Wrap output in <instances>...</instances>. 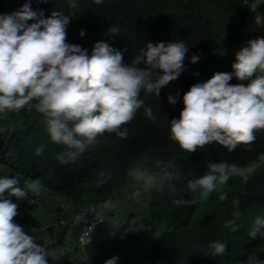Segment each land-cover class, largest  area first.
I'll list each match as a JSON object with an SVG mask.
<instances>
[{
  "label": "trees",
  "instance_id": "16d2710c",
  "mask_svg": "<svg viewBox=\"0 0 264 264\" xmlns=\"http://www.w3.org/2000/svg\"><path fill=\"white\" fill-rule=\"evenodd\" d=\"M251 1L103 0L96 4L93 0H77L78 6L73 9L69 0H30V7L39 18H48L52 11L71 16L66 28L67 42L87 49L88 54L96 42L106 41L122 52L127 64L149 42L182 41L188 46L185 68L175 81L161 88L158 97L141 92L140 98L152 109L156 120L148 119L144 108L139 109L134 119L125 125L129 133L127 139L105 133L98 137L100 143L86 150L75 162H59L57 156L65 150L64 146L50 140L44 117L34 109L25 108L0 117V127L5 126L0 131V163L9 170V177H20V187L25 181L39 179L42 187L87 210L110 201L124 190L131 165L143 152H147V172L156 170L157 161H164L180 173V178L173 182L176 193L169 187L147 192L145 210L139 218L146 232L132 258L119 254L116 248L118 243L127 240L130 228L138 224V220L131 224L134 213L127 212V222L121 225L116 241L111 242L114 252L91 258L93 264L113 256L126 264H251L250 257L264 260V235H261L264 226L254 238L248 236L256 218L264 219V168L247 184L241 183L239 178L230 179L223 188L228 197L223 202L218 199L219 193H213L206 202L180 206L173 203L177 199H192L193 194L186 191V183L204 174L208 163L223 160L244 166L264 154V131L256 133L252 145H241L231 152L211 143L192 153L181 151L169 131V121L178 119L183 108V94L193 84L206 82L214 73L231 72L235 53L246 41L258 38L255 32L244 30L248 18L246 2ZM25 2L0 0V14L18 11ZM111 26L120 29L118 36L107 34ZM81 31L85 33L83 36L79 35ZM194 55L199 57L196 63L191 62ZM229 83L247 84L248 81L233 78ZM169 95L177 97L175 104L168 103ZM41 144L46 147L36 155L35 149ZM101 172L109 177L104 183H99ZM236 198L241 201L237 208L232 205ZM235 211L240 215L234 216ZM51 218L58 217L55 214ZM102 218L100 225L105 222ZM71 220L60 224L58 218L56 229L53 224L45 229L50 239L55 237L44 246L47 252L63 245ZM227 220H234L238 230L233 232L226 228ZM15 222L20 226L26 223L17 218ZM214 241L227 245L223 256L209 254V244ZM197 243L200 247H194ZM87 244L91 245L92 240ZM47 258L49 264H59L51 255Z\"/></svg>",
  "mask_w": 264,
  "mask_h": 264
},
{
  "label": "clouds",
  "instance_id": "9594fccd",
  "mask_svg": "<svg viewBox=\"0 0 264 264\" xmlns=\"http://www.w3.org/2000/svg\"><path fill=\"white\" fill-rule=\"evenodd\" d=\"M93 2L100 4L103 0ZM69 5L76 8L77 0H69ZM70 19L61 11L39 18L30 7V0L18 11L0 14V117L25 108L41 114L50 140L64 146L65 150L57 156L61 164L75 162L100 143L98 137L105 133L127 139L125 125L141 108L148 119L155 121L152 109L140 98L141 92L158 97L161 88L175 81L184 70L188 51L182 41L149 42L125 64L120 50L98 41L88 54L87 49L67 42ZM119 31L117 26H111L107 34L115 37ZM198 59L194 55L191 62ZM231 68V72H217L206 82L193 84L183 94L179 118L169 121L170 138L181 151L192 153L217 143L231 152L238 146L252 145L256 133L264 131V37L246 41L235 53ZM233 78L248 83H229ZM167 100L175 104L177 97L169 95ZM45 147H36V155ZM262 168L264 154L244 166L223 160L208 163L204 174L186 183L192 199H177L173 203L180 206L206 202L213 193H219L218 199L223 202L228 198L223 188L230 179L239 178L247 184ZM99 175V183L109 178L104 172ZM130 175L142 183L145 192L169 187L176 193L173 182L180 178V173L164 161L156 162L155 171L137 169ZM41 189L39 179L25 181L20 187L17 178L0 177V264H49L45 247L15 222L18 205L10 199L22 200L29 192L38 195ZM135 195L139 197L141 193ZM240 203L238 198L232 200L236 208ZM112 207L107 200L90 207L77 218V223L86 213L96 218L99 210ZM233 215L240 213L235 211ZM261 226L264 219L257 217L249 238H254ZM225 227L235 232L239 226L234 220H227ZM92 230L89 226L83 232L87 243ZM194 247H200L199 243ZM226 248L224 242L214 241L209 244V254L223 256ZM118 260V256H113L104 264H117ZM250 261L264 264L258 257H250Z\"/></svg>",
  "mask_w": 264,
  "mask_h": 264
},
{
  "label": "rangeland",
  "instance_id": "374dc122",
  "mask_svg": "<svg viewBox=\"0 0 264 264\" xmlns=\"http://www.w3.org/2000/svg\"><path fill=\"white\" fill-rule=\"evenodd\" d=\"M246 8L248 10V18L244 30L255 32L260 37H264V27L262 23L264 21V0L246 2ZM259 18L262 21L261 23H259ZM4 128V125L0 127V131ZM137 169L147 172V152L141 153L134 159L130 173H134ZM130 173L128 183L124 190L116 193L109 201L114 207L111 209L99 210V215L104 217L105 222L95 231L91 245L80 240L79 235L82 220L77 223V218L83 215L87 209L81 207V205L73 204L70 200L54 194L44 187H42L38 195L29 192L27 196L23 198V203H21V200L10 197V199L18 205V215L15 218L26 222L25 225L21 227L25 229L26 233L33 235L36 238V243L42 246L50 244L55 238L50 239L47 232H45V229L49 225H55L56 229L58 218L60 224L72 219L69 222L70 227L63 245L48 251V255H51L59 264L66 260L69 264H93L91 258L104 255L107 251L114 252L111 242L116 241L118 237L117 233L120 231L121 225L127 222V212L134 213L131 224L138 220L137 226L130 228L131 234L128 236L127 240L118 243L116 247L119 254H127L132 258L134 254L133 251H137L140 245H142L143 235L146 232V228L140 224L141 221H139V218L143 216L148 193L143 190L142 183L136 180L134 175H130ZM2 176L9 177V170L0 163V177ZM15 178H17L19 182L22 181L20 177ZM137 192L141 193L139 197L135 195ZM58 209H62L63 211H54ZM55 214L58 218L52 219L51 217ZM64 214L66 215V217H64L68 218L67 220L63 219ZM142 250L143 247L141 248V251ZM139 253L141 254V252ZM98 264H104V262L101 261ZM117 264H126V262L124 260L122 262L118 260Z\"/></svg>",
  "mask_w": 264,
  "mask_h": 264
},
{
  "label": "built area",
  "instance_id": "2783aa9c",
  "mask_svg": "<svg viewBox=\"0 0 264 264\" xmlns=\"http://www.w3.org/2000/svg\"><path fill=\"white\" fill-rule=\"evenodd\" d=\"M262 23L264 27V21ZM102 222H103V218L99 214L96 216V218L93 217L91 214L85 215L82 219V225H81V230H80V235H79L80 240L84 243H87V238L83 235V232L86 231L89 228V226H92L93 230L89 233V236H90L89 242H91L95 230Z\"/></svg>",
  "mask_w": 264,
  "mask_h": 264
}]
</instances>
